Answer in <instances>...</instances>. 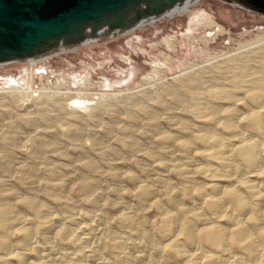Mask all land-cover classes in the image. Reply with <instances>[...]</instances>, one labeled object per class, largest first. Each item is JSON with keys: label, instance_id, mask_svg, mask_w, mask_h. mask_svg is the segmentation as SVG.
<instances>
[{"label": "bare ground", "instance_id": "1", "mask_svg": "<svg viewBox=\"0 0 264 264\" xmlns=\"http://www.w3.org/2000/svg\"><path fill=\"white\" fill-rule=\"evenodd\" d=\"M200 1L178 0L116 28L86 25L82 39L130 32ZM255 39L217 62L212 77L196 70L181 78L184 117L174 111L165 117L175 134L146 133L150 141L123 140L118 149L78 157L73 165L43 164L36 152L32 165L10 168L0 156V264H264V37ZM81 41L60 39L54 47L2 62L33 64ZM31 90L11 88L15 99L34 102ZM37 94L44 104L52 100L43 90ZM100 102L86 107L88 118ZM142 111L149 127L158 129L153 112ZM50 113L40 108L39 120L53 122ZM76 117L73 134L80 135L88 120ZM123 130L136 135L133 125ZM36 144L37 151L49 146L43 139ZM71 145L86 153L82 144ZM136 149L153 165L130 174L121 152ZM18 173L19 184L6 188Z\"/></svg>", "mask_w": 264, "mask_h": 264}, {"label": "rangeland", "instance_id": "2", "mask_svg": "<svg viewBox=\"0 0 264 264\" xmlns=\"http://www.w3.org/2000/svg\"><path fill=\"white\" fill-rule=\"evenodd\" d=\"M219 28L224 29L222 33ZM262 37L264 12L233 0H202L181 14L130 32L82 39L80 44L33 64L0 62V156L7 159L10 168L18 164L32 165L31 154L36 152L43 154L38 161L43 164L51 161L73 165L81 156L118 149L123 140L142 143L151 139L146 133H174L169 130L165 117L172 111L184 117L185 111L179 105V101L185 100L181 78L196 70L207 79L212 77L217 62L228 60L242 45ZM29 86L36 91L34 102L14 98L11 88L25 90ZM39 90L52 100L44 104L43 98L38 97ZM56 99L59 102L55 105ZM82 101L85 103L80 106ZM97 102L103 104L88 118L86 107ZM62 106L63 109H58ZM77 106L78 114H73ZM45 107L51 112L49 117L53 122L39 120V109ZM146 107L153 112L152 118L157 117L155 125L160 130L149 127L142 111ZM79 115L86 117L88 123L83 126L86 130L77 135L73 134V128L79 126L76 117ZM132 117H138V121L131 122ZM30 118L38 122L28 124ZM125 125H133L136 135L126 133ZM106 129H112V133L106 134ZM155 136L154 142L159 141ZM39 139L49 146L37 151ZM95 142L100 143L96 146L97 152L93 150ZM72 143L85 146L86 153L74 150ZM140 154L137 149L130 154L122 151L126 161L123 170L130 174L150 170L151 159L145 160L147 156ZM103 164L105 167L106 163ZM18 176L19 173L6 188L14 189L19 184ZM75 199L82 202L79 197Z\"/></svg>", "mask_w": 264, "mask_h": 264}, {"label": "water", "instance_id": "3", "mask_svg": "<svg viewBox=\"0 0 264 264\" xmlns=\"http://www.w3.org/2000/svg\"><path fill=\"white\" fill-rule=\"evenodd\" d=\"M145 1L144 8L138 5ZM178 0H0V62L30 56L60 39L82 40L86 25L112 28L162 12ZM264 12V0H234Z\"/></svg>", "mask_w": 264, "mask_h": 264}]
</instances>
